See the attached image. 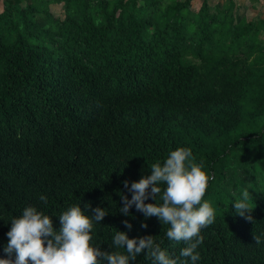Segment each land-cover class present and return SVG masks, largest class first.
Returning <instances> with one entry per match:
<instances>
[{
  "label": "trees",
  "instance_id": "trees-1",
  "mask_svg": "<svg viewBox=\"0 0 264 264\" xmlns=\"http://www.w3.org/2000/svg\"><path fill=\"white\" fill-rule=\"evenodd\" d=\"M189 4L0 0V259L15 260L6 234L28 206L55 231L72 206L103 208L93 246L126 254L113 244L121 231L179 257L186 245L167 238L170 225L120 208L121 195L131 199L123 181L183 147L212 177L201 203L216 215L195 264H264V16H237L231 0H201L195 13ZM244 190L251 221L233 205ZM129 264L153 261L141 253Z\"/></svg>",
  "mask_w": 264,
  "mask_h": 264
},
{
  "label": "clouds",
  "instance_id": "clouds-1",
  "mask_svg": "<svg viewBox=\"0 0 264 264\" xmlns=\"http://www.w3.org/2000/svg\"><path fill=\"white\" fill-rule=\"evenodd\" d=\"M211 178L202 162H194L191 149L181 147L171 151L162 164L154 163L151 174L132 182L130 187L127 180L122 182L131 193V199L121 195L123 207L120 212L128 216L134 205L146 219L156 217L170 225L167 238L186 245L180 249L179 257H170L151 235L130 239L121 231H116L113 244L125 249L126 254L93 246L94 223H100L108 214L103 208L96 207L91 215H86L80 206H72L59 215L61 227L55 231L49 215L28 206L20 217L11 221L6 234L8 242L4 252L9 257L15 253V260L0 259V264H129L141 253L153 264H186L183 258H189L195 264L200 259L197 248L203 242L201 230L212 225L216 218L213 206L209 202L201 203ZM157 196L162 204L155 203ZM250 196L249 191L244 190L241 199L233 203L236 213L249 221L252 217L245 213L252 210ZM149 198L154 202L145 203ZM39 199L47 203L45 195H40ZM123 223L131 230L132 225L127 220ZM253 239L257 245L262 243L260 236H253Z\"/></svg>",
  "mask_w": 264,
  "mask_h": 264
},
{
  "label": "rangeland",
  "instance_id": "rangeland-1",
  "mask_svg": "<svg viewBox=\"0 0 264 264\" xmlns=\"http://www.w3.org/2000/svg\"><path fill=\"white\" fill-rule=\"evenodd\" d=\"M115 1V0H111ZM167 1V0H164ZM169 1V0H168ZM189 9L191 12H196L198 9L201 0H189ZM207 6L213 9V6L219 5L220 7H224L226 5V0H205ZM20 5H24L23 2ZM48 10L56 18L63 17V10L61 3H49ZM233 13L237 14V16H242L246 20H251L255 17H263L264 16V0H249L243 3L240 0H236L233 5Z\"/></svg>",
  "mask_w": 264,
  "mask_h": 264
},
{
  "label": "crops",
  "instance_id": "crops-1",
  "mask_svg": "<svg viewBox=\"0 0 264 264\" xmlns=\"http://www.w3.org/2000/svg\"><path fill=\"white\" fill-rule=\"evenodd\" d=\"M231 1H232L233 5H234L236 0H231ZM240 1L243 2V3H244L245 1H246L247 3L249 2V0H240ZM251 1H252V0H251Z\"/></svg>",
  "mask_w": 264,
  "mask_h": 264
}]
</instances>
